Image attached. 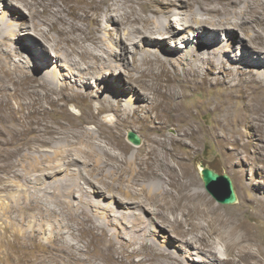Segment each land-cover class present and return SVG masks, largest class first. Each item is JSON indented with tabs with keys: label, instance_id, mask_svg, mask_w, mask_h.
I'll return each mask as SVG.
<instances>
[{
	"label": "bare ground",
	"instance_id": "obj_1",
	"mask_svg": "<svg viewBox=\"0 0 264 264\" xmlns=\"http://www.w3.org/2000/svg\"><path fill=\"white\" fill-rule=\"evenodd\" d=\"M27 23L30 30L22 32V25ZM24 34L30 39H23ZM11 39L17 42L10 43ZM175 42L181 46H175ZM234 42L242 44L234 52L242 58L244 67L256 68L254 74L264 81L261 70L264 68V0H11L9 4H1L0 94L8 85L16 92L22 87V96L46 87L58 92L65 102L82 106L81 93L86 92L91 101L97 97L100 105L96 115L89 106L83 108L86 117L80 120L65 114L70 122L68 131L50 129L37 136L26 145L36 152L34 155L22 150H4L6 156L1 155L0 161L17 158V163H10L8 169L22 190V195L10 200L4 215L18 223L32 218L43 228L44 220L56 219L61 214L74 221L78 230L89 225L100 231L106 237V245L121 258L140 256L138 264H181L169 244L160 245L154 239L153 225L158 224L162 231L174 234L183 247H193L202 255L203 264H264L259 250L251 246L257 240L251 228L240 219L220 215L211 200L200 191L191 190L197 183L185 167L182 166L179 174L172 165L178 153L171 146L189 148L185 144L188 131L166 136L163 130L165 116L175 124L184 122L182 118L186 117L178 102H171L176 95V83L199 79L205 83L208 79L225 85L224 81L234 80L235 61L230 58ZM114 44L119 47L117 50L111 46ZM181 48L186 49L183 54L177 51ZM34 56L42 59L36 66L31 61ZM151 59L176 67L156 68L152 66L154 62L148 66ZM30 62L34 68L52 63L65 71L59 75L56 68L50 67L35 75L28 71ZM178 67L182 74L175 69ZM121 72L126 76V88L133 90L130 83L135 84L142 96L137 94L133 99L119 96L117 92L123 91L120 83L110 81L113 74L121 75ZM134 72L139 74L136 79ZM163 77L167 78L165 85L160 84ZM249 82L261 86L252 77ZM3 95H0V117L5 118L8 102ZM136 99L147 103L148 108ZM245 108L242 121L250 122L258 116L257 107L247 101ZM101 113H113L116 119L104 120L99 116ZM131 113L133 116L144 113L146 120L159 124L155 127L158 136L151 138L150 146L141 153L119 141L114 132L126 123ZM90 124L96 131L87 129ZM105 126L109 135L104 132ZM195 133L193 129L192 134ZM60 135L64 148L59 145L52 154L41 150L57 142L56 136ZM1 141H7L4 146L12 148L16 139ZM116 150L122 154L120 157L114 153ZM20 160H30L28 166L20 163L22 172L16 169ZM44 163H47L45 168ZM64 170L69 173L67 179L58 177ZM43 177L48 180L44 181ZM91 179L93 182L88 184L95 185L89 189L79 182ZM49 189L54 190L53 195ZM73 197L76 204L71 200ZM253 205L264 220V204L257 201ZM29 228L33 232L34 228Z\"/></svg>",
	"mask_w": 264,
	"mask_h": 264
},
{
	"label": "rangeland",
	"instance_id": "obj_2",
	"mask_svg": "<svg viewBox=\"0 0 264 264\" xmlns=\"http://www.w3.org/2000/svg\"><path fill=\"white\" fill-rule=\"evenodd\" d=\"M9 1L11 2V0H0V5L5 3L9 4ZM25 29L30 30L28 23L27 25H22V32H25ZM237 35L238 37H241L242 34L240 35V32H237ZM22 37L25 40L26 38L30 39L26 34ZM176 40H178V38H176ZM11 41L12 42L10 43L17 42L13 39H11ZM243 41L248 42L249 39H243ZM37 42L40 44V41L37 40ZM238 43L239 42L233 43L235 49L233 48V51L230 53V58L235 61L233 62L235 63L232 65L233 67L231 66L234 68L232 72L237 74L234 80L224 81L223 83H225V85L221 84L222 81L216 82L213 80L212 82V80L209 81L208 79L205 80V83H203V80L201 79L191 83L186 81L183 83H176V95L171 98V102H178L177 104L179 105L180 110L184 112L183 114L186 117L182 118L184 122L176 121L177 124H175V121L171 122L169 121L170 118L165 116L163 118L164 120L162 119L164 121L163 130L166 136L182 134V131L184 130L188 131V134L190 135L185 140V144L189 145V148L185 145V147L176 144L171 146L175 152L178 153L177 158L171 161L172 165L175 166L176 171L179 174L181 173V169L185 167L190 176H192V179L197 183L191 187L193 188L191 190L193 192L200 191L207 199L211 200L212 206L218 208V213L220 215L240 219L251 228V233L257 238L255 242L251 243V246L254 249L259 250V257L264 259V220L256 213L253 205V203H256L257 201L264 204V81L261 78H257V75L254 74L253 70L256 68L244 67L242 58H240L237 53L242 44L239 43L241 44L239 45ZM176 45L179 47L181 46L180 43L176 44L175 42V46ZM111 46L113 48L115 47L114 50L119 48L115 44L114 46ZM187 46L189 47L188 44ZM185 50L186 49L184 48L177 49L181 54H183ZM29 55H31V52ZM34 57L35 58H32L31 61L35 62L36 66L42 59L36 56ZM262 60H264V56L262 57ZM156 63L157 62H155L154 59L153 61L151 59L148 66L152 65L156 68L162 66L163 69H168L171 66L176 67L174 64H171L170 66L161 60L157 65ZM32 64L33 63L30 62L31 68H29L28 71L35 75H40L39 72H46V69H49L50 67L56 68V72L59 75L65 71L64 68L62 69V67L56 65L53 66L54 64L52 63L39 64V68H34ZM116 64L118 65L120 62L117 61ZM175 69L182 74L180 67ZM261 70H264V68ZM202 72H204V70ZM248 75H250L252 80H255V82L261 86L253 84L254 82H249L250 77L248 78ZM138 76L139 74L134 72V79L138 78ZM92 80L93 79H91V81ZM166 80L167 78L163 77L160 80L161 83H159L165 85L167 84ZM60 81L64 82L65 80ZM114 82H119L121 89H123V91L117 92L119 96L120 94L123 95V97L126 96V98L127 96H131L132 99L136 98L137 94L142 96L141 90L135 84L130 83L133 90L126 88L127 80L124 73L121 72V75L113 74L110 83L114 84ZM229 87H231V89ZM5 89L8 93H6ZM3 91L5 92H2L0 95L3 93L5 94L3 97L8 102V110L4 111L5 113L3 115L5 118L0 117V156H6V153L4 152L5 149H13L15 152H20L22 150L23 153L34 155L36 152L27 149L28 147L26 145L33 142V139L37 136L44 134L43 132L49 131L50 129H59L64 133L68 131L70 122L65 117V114L70 113L72 115L71 118L80 120L86 117L84 109H87V106L90 107L92 113L95 115L98 114V109L100 107L99 102L96 100L97 97H93V101H91L90 95H87L86 92L81 93V97L84 101L82 102V106H78L71 102H65L58 92L49 91L46 87H38L34 93L28 96H22V87H19V90L16 92L13 86L8 85L6 88L4 87ZM8 96L10 98L9 100L7 99ZM136 100H139L138 102L142 107L147 106L146 108H148L147 103H143L140 99ZM246 101L254 107H257L258 116L250 122L248 120H241V117L246 110ZM123 102L126 101L123 100ZM151 113V116H153V111ZM143 114L144 113L135 115L136 118L131 113L130 118L128 117L126 119L127 124L123 123L122 126L120 125L118 128L114 129V132H116V138H119V141H122L124 144L134 149V151L140 153L150 146L151 138L158 136L159 134L155 128L159 127V124H152L145 119ZM99 116L108 121L116 119L113 113H101ZM16 129H19V132L14 133ZM87 129L96 131L95 126L92 124L88 125ZM103 129L104 132L109 135L108 127L105 126ZM193 129L196 131L194 135L192 134ZM130 131L138 136V145H133V143L127 139V134ZM214 131H216L217 134L219 133L218 135L220 136L217 137ZM61 136L62 135L56 136L58 139L57 142H53V145L51 144L47 149L45 148L46 146H43L44 148L42 147L41 150H49L50 154H52L59 145L64 148V140L63 136ZM13 137L16 141L13 143L12 148L10 145L4 146L7 141H1L2 138H8L9 141V139L11 140ZM194 144L196 146H194ZM133 146L137 147L135 148ZM114 153L117 154L118 157L122 155L117 150L114 151ZM16 161L17 158H13L10 161H0V172L2 173H0V179H2L5 184H0V264L139 263L140 256H134L132 259L127 257L121 258L120 255L113 253L112 248L106 245V237H103L100 231L93 230L89 225L81 226V230H78L74 221L66 219L60 214L59 207H57L58 213L60 214L58 218L44 220L43 228L41 225H38V221L33 220L32 218L18 223L17 220L5 216L4 209L10 204V200L17 198L20 194L22 195L21 188L16 185L17 180H15L8 169L9 164L17 163ZM29 162L30 160H20L16 169L22 172L20 163L24 166H28ZM46 164L47 163L43 164V168H45L44 165ZM69 166L73 170L76 169L74 165ZM200 166L212 169L219 174H227L231 178L235 187L237 203L233 205H222L218 203L204 188L199 171ZM66 168L68 169V167ZM64 172L65 173L58 177L67 179L69 173L67 170H64ZM39 179H41V176ZM7 180L9 181L7 182ZM47 180L48 179H44V181ZM88 181L89 183L90 181L91 183L93 182L92 179L87 180V182L86 180H79L85 189H89L91 188L90 186L95 185V183L88 184ZM6 184H12L13 186L7 187ZM48 192L52 195L54 194L53 189H49ZM48 199L50 200L49 197ZM71 200L76 204V197H73ZM67 201H70V199L67 198ZM107 201L108 199L105 200V204H107ZM30 226L34 228L33 232L29 228ZM67 229L69 231H67ZM76 229L79 233H77L78 231H75ZM153 229L154 239L160 245L167 246L169 244L170 251L173 256L180 259L178 261H180L181 264H203L200 261L202 255L197 254L193 247H183L181 243L174 239V234L162 231L159 224L153 225ZM32 238L33 240H31ZM69 248L71 249L69 250ZM219 248L223 250L221 246ZM240 263L245 264V262Z\"/></svg>",
	"mask_w": 264,
	"mask_h": 264
},
{
	"label": "water",
	"instance_id": "obj_3",
	"mask_svg": "<svg viewBox=\"0 0 264 264\" xmlns=\"http://www.w3.org/2000/svg\"><path fill=\"white\" fill-rule=\"evenodd\" d=\"M127 139L135 144H139L138 136L133 132H128ZM200 175L205 190L220 204L233 205L237 203V195L231 178L227 174H219L216 171L199 167Z\"/></svg>",
	"mask_w": 264,
	"mask_h": 264
}]
</instances>
